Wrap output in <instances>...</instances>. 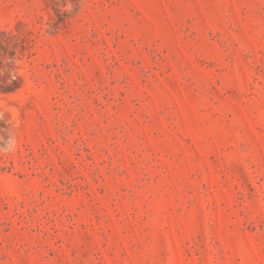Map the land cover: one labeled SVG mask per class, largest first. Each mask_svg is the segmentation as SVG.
<instances>
[{"label": "rangeland", "instance_id": "374dc122", "mask_svg": "<svg viewBox=\"0 0 264 264\" xmlns=\"http://www.w3.org/2000/svg\"><path fill=\"white\" fill-rule=\"evenodd\" d=\"M9 57L0 264H264V0H0Z\"/></svg>", "mask_w": 264, "mask_h": 264}, {"label": "clouds", "instance_id": "9594fccd", "mask_svg": "<svg viewBox=\"0 0 264 264\" xmlns=\"http://www.w3.org/2000/svg\"><path fill=\"white\" fill-rule=\"evenodd\" d=\"M67 10L70 11L71 9ZM0 63L5 65V67H0V76H3L7 72L8 82L11 83L17 76L13 68L7 66L15 64L14 58L9 57L6 61ZM0 122L4 125L0 126V154L11 155L17 150V130L13 127L12 121L3 110H0Z\"/></svg>", "mask_w": 264, "mask_h": 264}]
</instances>
